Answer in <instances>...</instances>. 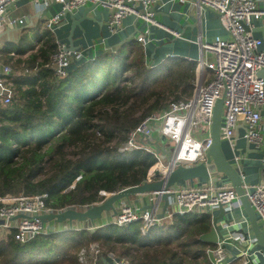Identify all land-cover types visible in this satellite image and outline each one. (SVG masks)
<instances>
[{
    "label": "trees",
    "instance_id": "1",
    "mask_svg": "<svg viewBox=\"0 0 264 264\" xmlns=\"http://www.w3.org/2000/svg\"><path fill=\"white\" fill-rule=\"evenodd\" d=\"M44 34L49 50L41 49V68L17 81L18 97L9 105L0 104V196L47 193V206L60 209L92 205L103 199L101 190L142 183L154 154L118 148L147 116L191 89L182 84L193 67L145 70L135 47L126 56L75 61L58 79L44 67L56 50L49 32ZM96 226L56 228L26 243L8 233L0 238V264H82L79 252L94 241L124 248L131 264H211L206 250L212 245L200 239L212 229L207 213L177 214L146 235L140 221ZM133 248L145 254H132Z\"/></svg>",
    "mask_w": 264,
    "mask_h": 264
},
{
    "label": "built area",
    "instance_id": "2",
    "mask_svg": "<svg viewBox=\"0 0 264 264\" xmlns=\"http://www.w3.org/2000/svg\"><path fill=\"white\" fill-rule=\"evenodd\" d=\"M17 0H0V31L3 29L5 15L8 8ZM35 7L47 5L40 0H32ZM60 3V10L48 17L43 24L46 29H53L66 13H71L81 6L94 4L109 10L106 24L110 31H117L125 17L131 16L142 20L148 26L167 28L155 18L153 5L157 0H53ZM190 2L199 9L212 10L227 34L226 38L216 36L210 42H201V50L212 53L213 61L199 60V66L212 71V77L204 84L198 85L192 98L172 102L166 108L147 116L135 128L128 132L127 140L118 148L126 153L133 150L151 152L156 157L155 167L148 170L146 178L150 181L155 170L161 176L166 173L168 166L176 164L194 165L205 162L206 153L212 144L211 125L217 100L222 99V118L220 138L234 140L239 127L244 129V138L259 149L264 143L261 132V110L264 108V78L258 72L264 70V49H259L261 39L252 35L249 25L253 18L264 17V8H260L256 0H180ZM23 19L9 20L12 26L21 23ZM168 29V28H167ZM175 37L180 32L168 29ZM148 32V30H146ZM141 46L148 42L147 35L137 38ZM115 53V50H113ZM82 56L81 50H69L65 43H58L51 54L47 66L56 78L65 77L73 59ZM9 65L3 66V73L9 74ZM15 95L14 88L5 77L0 76V104L9 105ZM203 125L205 132L198 133V126ZM156 130V135L152 133ZM196 130V132H194ZM193 132V134H192ZM174 144L172 148L171 144ZM169 153V161H161L160 150ZM236 160H243L244 156L237 155ZM264 162V158H261ZM160 166V167H159ZM156 168V169H155ZM241 188L250 202L255 215L264 229V181L256 183L246 181L243 174H239ZM80 178V176L78 177ZM191 184H181L169 188L168 205L163 217H159L160 197L155 193H146L150 205H134L131 201L122 202L120 209L113 219L106 224L118 227L140 221V233L146 235L153 227L159 226L163 220L171 222L177 214H192L201 210H212L219 207L230 208L238 202L239 196L230 183L219 181ZM74 184L70 186L72 188ZM109 194L99 191L103 196L102 202ZM47 193L29 195L0 196V229L13 233L14 239L26 243L38 235H49L57 231L52 230L40 219L41 214L61 211L73 206L52 209L47 206ZM22 215V216H21ZM252 243V240L248 238ZM98 242L88 244L79 252L82 264H97L104 256V264H131L125 255L119 256L112 251L104 250ZM211 264H227L230 257L226 254L221 242L213 249H207ZM246 251H241L238 257L244 258Z\"/></svg>",
    "mask_w": 264,
    "mask_h": 264
},
{
    "label": "crops",
    "instance_id": "3",
    "mask_svg": "<svg viewBox=\"0 0 264 264\" xmlns=\"http://www.w3.org/2000/svg\"><path fill=\"white\" fill-rule=\"evenodd\" d=\"M40 2H47V5L43 4L36 8L32 0H17L8 8L3 29L0 31V76L5 77L14 88L13 99L18 97L17 81H21L27 75L34 74L41 68L40 64L45 58L41 49L47 50L45 52L49 50V44L45 42L48 36L44 33L49 32L56 48L58 43H65L68 48L71 47L70 50L82 51V56L73 59L71 65L75 61L86 62L102 55H130L131 48L135 47L141 53L145 70L148 71L159 65L166 66V68L170 65L174 67L191 65L193 68L189 70V73L192 76L182 84V86H186L187 83L191 89L187 93H183L178 100L192 98L198 85L204 84L212 77L211 70L199 66L201 58L204 61H213L212 53L201 50V42H210L216 36L227 37L217 15L212 10L199 9L186 1L157 0L152 7L155 18L168 29L179 31V37H175L167 28L148 26L142 20H136L131 16L125 17L121 27L112 32L106 24L109 10L91 3L79 7L71 13H66L53 29H46L43 27L44 21L56 14L60 10L61 4L53 0H40ZM256 3L260 8H264V0H256ZM12 19H23V21L11 26L9 20ZM249 26L252 35L261 39L258 48L264 49V17L253 18ZM142 34L147 35L148 38L145 47L141 46L137 40ZM86 57H88L87 60H85ZM47 64L44 67L51 70ZM4 65H9L11 68L9 74L3 73ZM261 117V132L264 137V108L261 110ZM243 135L244 129L239 127L232 142L222 138L223 154L226 160L236 167L238 173L241 172L245 176L246 181L251 183L264 181L262 155ZM263 148L264 143L259 149L263 150ZM237 155L244 156V159L236 160ZM161 161L165 162L164 155H161ZM218 179L221 182L231 184L227 175L223 173L218 174ZM187 183L204 182L193 180ZM131 198V203L139 206H148L150 200L148 195L131 196ZM162 205L160 200V211ZM202 213L210 215L211 227L214 228L217 236V241H212L206 237L200 238L212 245L208 249L215 248L217 242H221L226 254L230 257L227 264H245L249 261L253 264H264V248L258 245L256 241L252 223L240 198L230 208L222 207L220 209L219 207L212 210H201L195 214L200 215ZM113 217L112 212L106 213L101 220L96 221V225L100 223L105 225ZM256 222L259 229L264 233L263 226L257 216ZM57 225L60 224H56L55 228ZM62 226L65 227L68 224H62ZM248 238L252 240V243L248 241ZM241 251H246L248 255L244 258L238 257ZM104 263V256H101L97 264Z\"/></svg>",
    "mask_w": 264,
    "mask_h": 264
},
{
    "label": "water",
    "instance_id": "4",
    "mask_svg": "<svg viewBox=\"0 0 264 264\" xmlns=\"http://www.w3.org/2000/svg\"><path fill=\"white\" fill-rule=\"evenodd\" d=\"M68 49L70 50L71 47ZM257 74L259 77L264 78V70L259 71ZM221 118L222 99H219L217 100L214 108L213 121L211 125L212 144L206 153L205 162L186 166L176 164L175 167L169 165L166 173L162 176L160 171L156 170L154 172V177L150 181H144L140 184L128 186L116 192H112L100 203L84 205L82 207L73 206L61 211L41 214L39 216L41 221L47 224L52 230H55L56 224H68L69 229H72L74 224L77 223L84 224L82 227H85L86 229L95 228L97 227L96 221L101 220L104 214L112 212L116 215L117 207L122 203V200L129 202L131 196H139L146 193H155L159 195L160 200L163 203L159 217H163L165 209L168 205L167 190L169 188L177 186L182 182H189L193 180H198L204 183L217 181L218 174L223 173L227 175L231 184L234 186L240 201L249 216L252 223V230L258 245L264 248V233L259 229L256 222L255 212L241 188V179L238 170L226 160L221 148ZM157 151L160 152L161 155L165 156L166 162L169 161L170 157L168 152H166L163 148ZM257 151L262 155V158H264V148L263 150L257 149ZM262 166L264 167V162H262ZM149 206L150 205L146 207L148 208ZM221 208L222 207H220V209ZM51 222L53 223L51 224ZM203 237L212 241H217V236L215 235L213 227L211 231L203 235ZM245 264L253 263L249 261Z\"/></svg>",
    "mask_w": 264,
    "mask_h": 264
},
{
    "label": "rangeland",
    "instance_id": "5",
    "mask_svg": "<svg viewBox=\"0 0 264 264\" xmlns=\"http://www.w3.org/2000/svg\"><path fill=\"white\" fill-rule=\"evenodd\" d=\"M99 55V54H98ZM95 57V56H94ZM88 59V57H86L85 58V60H87ZM158 71V70H157ZM171 98L169 97V99L168 100H170ZM198 130H197V132L198 133H204L205 132V129H204V126L203 125H199L198 126ZM194 132H196V130L194 131ZM153 135H156V130H154V132L152 133ZM192 134H193V132H192ZM171 146H172V148H174V144L172 143L171 144ZM163 158V157H162ZM154 165H155V163H154ZM160 167V166H159ZM99 195V194H98ZM100 196V195H99ZM130 199H132L131 197H130ZM126 200H122V202H125ZM87 205H89V204H87ZM120 206L121 205H119L118 207H117V211L120 209ZM80 207H82V206H80ZM173 220V219H172ZM164 221H169V219L168 220H164ZM170 222V221H169ZM77 225V226H76ZM82 226H84V224H82V223H77V224H74V227H82ZM57 228H59V229H63V226L62 225H57L56 226ZM56 229V228H55ZM7 234V232L5 231V230H2V229H0V238H4V236ZM8 235V234H7ZM104 250H106V251H112V252H114L115 254H117V255H119V256H123V255H125L124 254V248H122V247H118V246H116L114 249H109V247H107V246H105V245H102L101 246ZM159 249H161V248H159ZM132 254H137V255H142V254H145V252L144 251H137V250H135L134 248L133 249H131V250H129ZM126 256V255H125ZM128 257V256H127ZM129 258V257H128ZM129 260H130V258H129Z\"/></svg>",
    "mask_w": 264,
    "mask_h": 264
},
{
    "label": "clouds",
    "instance_id": "6",
    "mask_svg": "<svg viewBox=\"0 0 264 264\" xmlns=\"http://www.w3.org/2000/svg\"><path fill=\"white\" fill-rule=\"evenodd\" d=\"M55 231H57V230L55 229Z\"/></svg>",
    "mask_w": 264,
    "mask_h": 264
}]
</instances>
